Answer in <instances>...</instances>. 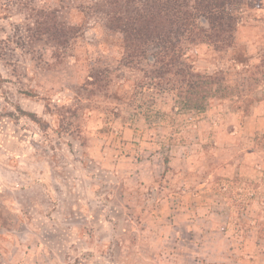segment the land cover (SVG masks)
I'll return each mask as SVG.
<instances>
[{
  "label": "rangeland",
  "instance_id": "rangeland-1",
  "mask_svg": "<svg viewBox=\"0 0 264 264\" xmlns=\"http://www.w3.org/2000/svg\"><path fill=\"white\" fill-rule=\"evenodd\" d=\"M97 2L0 0V264H264V2L236 11L233 51H188L227 68L249 114L185 108L160 78L143 109L104 96L151 68L121 63ZM58 22L75 28L62 44ZM91 67L114 82L85 89Z\"/></svg>",
  "mask_w": 264,
  "mask_h": 264
},
{
  "label": "trees",
  "instance_id": "trees-1",
  "mask_svg": "<svg viewBox=\"0 0 264 264\" xmlns=\"http://www.w3.org/2000/svg\"><path fill=\"white\" fill-rule=\"evenodd\" d=\"M263 2L264 0H100L95 3V7L101 8L107 15L106 26L121 34V63L129 67L136 65L135 63H145L151 68L140 69L144 72L143 77L125 78L120 93L112 89L110 94L104 96L122 101L125 99L131 107L143 109L149 93L146 85L150 86L152 81L160 78L166 79L167 84H161L156 92L163 96L170 90H175L185 108L205 111L210 100L236 98L242 101L244 113L249 114L251 101L254 99L245 95L241 85L232 84L231 79L226 78L227 68L201 72L188 63L187 59L192 56L188 51L195 46H207L218 57L224 56L221 55L222 52L233 51L235 34L241 23L236 11L241 8L257 9ZM42 24L41 31L49 32L46 22ZM52 31L55 42L62 44L67 42L75 28H66L62 22H58ZM234 59L247 61L241 53H236ZM113 82L109 68L91 67L83 87L101 89L109 87ZM255 96L259 98L258 95ZM151 98L155 102V96ZM17 109L35 122L42 123L37 114L25 112L19 105ZM113 114L115 117L120 116L119 109L116 108ZM107 130L108 127L105 126L100 132Z\"/></svg>",
  "mask_w": 264,
  "mask_h": 264
}]
</instances>
